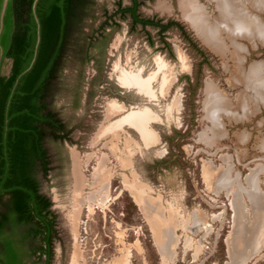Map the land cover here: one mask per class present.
Here are the masks:
<instances>
[{"label": "rangeland", "instance_id": "rangeland-1", "mask_svg": "<svg viewBox=\"0 0 264 264\" xmlns=\"http://www.w3.org/2000/svg\"><path fill=\"white\" fill-rule=\"evenodd\" d=\"M198 1L209 13H217L212 0ZM119 3L127 6L131 0L93 1L84 33L73 39L49 97V108L69 131L67 140L45 141L49 171L40 176V186L52 201L59 231L50 264H225L236 220L233 200L247 201L240 188L255 183L264 194V42L257 39L264 40L263 31L243 33L235 42L222 31L226 49L219 52L184 17L179 0H141V17L179 22L185 35L177 26L160 33L157 27L132 26L129 18L116 15L117 24L108 28L109 40L91 42L85 33L104 20V11L114 13ZM263 4L256 0L251 9L261 24ZM88 43L94 59L84 63L81 45ZM165 61L174 81L162 105L174 95L179 105L173 120L156 129L166 152L163 158L171 152L172 159L166 167H156L155 161L163 158H134L136 174L150 196L160 197L151 202L157 208L160 203L167 220L161 222L157 209L150 223L126 187L129 170L117 165L111 149L91 141L108 99H138L122 98L117 77L123 70L141 71L147 78ZM10 65L5 61L2 73H8ZM254 66L263 71L256 82L247 79ZM100 155H107L104 161L112 170L106 183L100 177L98 183L92 181ZM100 170L102 175L106 169ZM218 172L224 183L215 191ZM250 173V183L245 182ZM97 190L99 195L89 197ZM255 215H246L244 222L252 224ZM259 223L247 229L245 242L255 240ZM24 264H44V256H29ZM247 264H264V246Z\"/></svg>", "mask_w": 264, "mask_h": 264}, {"label": "trees", "instance_id": "trees-1", "mask_svg": "<svg viewBox=\"0 0 264 264\" xmlns=\"http://www.w3.org/2000/svg\"><path fill=\"white\" fill-rule=\"evenodd\" d=\"M33 1L9 0L0 36L4 50L0 58V264H24L27 257L34 255L39 258L45 255V263H49L53 256L59 235L57 214L52 209V201L41 190L40 176L49 171L46 139L67 140L69 131L49 108V97L73 39L84 33V23L91 16L94 0L39 1L41 40L36 60L16 82L34 56L37 25L32 12ZM2 2L0 0V10ZM140 4L141 0H131L127 6L119 3L112 14L104 11V20L91 33H85L87 38L91 42L109 40L108 28L112 23L117 24L116 15L121 19L129 18L132 26L157 27L160 33L177 26L185 35L179 22L164 23L160 19L141 17ZM81 46L83 62L93 60L89 43ZM7 60L11 65L5 74L2 68ZM173 132L180 134L176 129ZM171 155L170 152L167 157L156 160L154 166L166 167Z\"/></svg>", "mask_w": 264, "mask_h": 264}, {"label": "crops", "instance_id": "crops-1", "mask_svg": "<svg viewBox=\"0 0 264 264\" xmlns=\"http://www.w3.org/2000/svg\"><path fill=\"white\" fill-rule=\"evenodd\" d=\"M165 63L166 65L163 62L158 64L157 72H153L147 78L142 77L141 71L136 73L132 70H123L121 75L117 77V81L120 84L119 87L122 88V98L123 95H134L138 99L137 101L134 99L127 101L125 98L122 101L117 98L108 99L102 115V121L98 125L93 140L91 141L93 145L103 143L109 150L111 149L116 157L117 165L121 169L126 168L129 170L130 175L126 179V182H128L126 187L150 223L155 214L157 215L158 213L162 223H166L167 220L164 217L160 203L157 208L156 204H152L151 202L159 200L160 197L150 196L147 186L136 174L134 170V158L137 155L150 154L155 159H158L163 158L166 154L165 149L162 148V136L160 131L156 129V125L169 124L173 120L174 114L178 112L179 101L175 95L173 97L171 95V100L166 102L163 108L162 100L170 96V89L174 81L171 77V71L167 69L168 62L165 61ZM210 115L216 116L215 114ZM112 127L113 129H111ZM103 133L104 135H102ZM120 142L123 144L122 147L119 146ZM109 144L112 145L109 146ZM94 156L97 157V153ZM99 157L97 169L92 174V181L98 183V178L101 176L100 169L103 168L106 169L102 171V175L105 178L104 183H106L112 177V170L108 168L104 161L107 159V155H100ZM216 177L213 186L215 191H219L222 188V183H224V175L218 172ZM250 177L251 173L246 175L244 177L245 182L250 183ZM242 188L240 190L241 192L243 191L247 201L233 200L236 214L235 221L236 223L239 221L240 227L245 229H254L253 225L258 224V221H260L258 226L259 231L255 235V240L250 243L245 242L244 238L242 242H236L238 246H235V249L233 248L235 253L233 252L234 254L232 256L230 253L231 243L228 242V238V260L225 264H247L251 258H255L261 252L264 246V194L258 188L257 183L253 184L250 188L247 186ZM98 192L99 190L93 192L89 197H96V193ZM157 209H159L158 213ZM154 212L155 214H153ZM251 213H256V221L252 224L250 221L244 222L245 216H250ZM72 216L73 220H76V214L72 213ZM234 229L230 237L235 235ZM47 264H50V260Z\"/></svg>", "mask_w": 264, "mask_h": 264}, {"label": "bare ground", "instance_id": "bare-ground-1", "mask_svg": "<svg viewBox=\"0 0 264 264\" xmlns=\"http://www.w3.org/2000/svg\"><path fill=\"white\" fill-rule=\"evenodd\" d=\"M212 1L216 5L217 13L215 14L209 13L198 0H179L181 7L180 10H182L184 17L195 27L197 33L203 38V40L207 44L211 46V48L219 52L225 51L226 44H224V41L223 42L221 41L222 31L227 35V37L229 36V38L233 39L234 42L239 37L243 36V33L249 35V32L251 30L256 31V29H258L259 31H263L260 33L263 34L264 37V24H261L259 22V17L254 15V13H252V10L254 9L253 6H255L256 0H212ZM257 39L264 42L263 39L260 38ZM237 45L239 44H236L234 46L237 49H241V46L240 45L237 46ZM262 73L263 71L260 69L259 66L251 67L247 79L256 82L258 81L256 79L262 77L261 75ZM210 114H211V110H210ZM228 114L234 116L232 113L231 114L228 113ZM111 129H113V127ZM102 135H104V133ZM100 178L102 180L105 179L103 175H101ZM233 226L235 228L234 229L235 235L229 237V241H228L229 243H231L230 244L231 256L232 254L235 253L234 249L238 246L236 242L237 243L242 242L243 238L245 240L246 236H244V232H247V229L240 227L239 221L237 223L235 221Z\"/></svg>", "mask_w": 264, "mask_h": 264}, {"label": "water", "instance_id": "water-1", "mask_svg": "<svg viewBox=\"0 0 264 264\" xmlns=\"http://www.w3.org/2000/svg\"><path fill=\"white\" fill-rule=\"evenodd\" d=\"M39 1L40 0H34L33 3H32V12H33L34 19H35V22H36V25H37V39H36L35 48H34V56H33V59L31 61V64L29 65V67L17 78L16 82L19 80V78L24 73H26L27 71H29L31 69L33 63L36 60L37 50H38V46H39V43H40V40H41V23H40V19L38 17V14H37V6H38ZM8 2H9V0H3L2 7H1V10H0V36H1V33L3 31V28H4V16H5V13H6ZM3 52H4V50H3V47H2V45L0 43V58L2 57ZM241 119H242V117L239 118V120H241Z\"/></svg>", "mask_w": 264, "mask_h": 264}, {"label": "built area", "instance_id": "built-area-1", "mask_svg": "<svg viewBox=\"0 0 264 264\" xmlns=\"http://www.w3.org/2000/svg\"><path fill=\"white\" fill-rule=\"evenodd\" d=\"M36 256H37V255H36ZM42 256H44V257H45V255H42ZM42 256H41V257H42ZM37 258H38V259H40L38 256H37Z\"/></svg>", "mask_w": 264, "mask_h": 264}, {"label": "flooded vegetation", "instance_id": "flooded-vegetation-1", "mask_svg": "<svg viewBox=\"0 0 264 264\" xmlns=\"http://www.w3.org/2000/svg\"><path fill=\"white\" fill-rule=\"evenodd\" d=\"M45 259H46V256L44 257V264H45Z\"/></svg>", "mask_w": 264, "mask_h": 264}]
</instances>
